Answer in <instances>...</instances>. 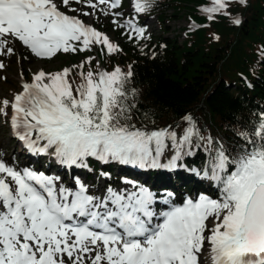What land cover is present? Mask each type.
<instances>
[{"label":"snow or ice","instance_id":"obj_1","mask_svg":"<svg viewBox=\"0 0 264 264\" xmlns=\"http://www.w3.org/2000/svg\"><path fill=\"white\" fill-rule=\"evenodd\" d=\"M106 3L109 11L103 14L112 15L116 28L127 29L122 34L145 39V29L134 20L118 19L123 13L114 10L122 0H87L86 6L95 10ZM233 3L246 5L247 0H212L213 7L203 11L209 20L217 13L231 17ZM60 5L79 12L71 0H60ZM149 6L150 0H135L134 11L142 14ZM232 23L241 20L234 17ZM16 42L47 60L94 46L109 56L122 51L79 15L61 11L57 0H0V56L14 55L10 44ZM93 59L73 65L81 80L75 89L69 81L72 68L41 69L11 100H0V116L7 118L13 136L30 153L51 154L67 168L91 171L89 158L140 169L182 166L178 161L193 155L192 138L204 139L192 117H184L188 127L179 138L168 128L146 131L121 123L135 107L127 103L136 94L126 88L131 66L127 72L119 66L85 72ZM238 135L244 143L235 155L222 144L212 147L208 137L203 171L190 169L211 181L219 197L199 193L182 196L178 203L175 193L161 199L132 180L123 181L125 187L109 184L90 192L79 177L66 186L59 176L0 159V264H85L86 259L91 264H203L206 249L212 264H264V115L251 134ZM166 150L173 154L162 163Z\"/></svg>","mask_w":264,"mask_h":264},{"label":"trees","instance_id":"obj_2","mask_svg":"<svg viewBox=\"0 0 264 264\" xmlns=\"http://www.w3.org/2000/svg\"><path fill=\"white\" fill-rule=\"evenodd\" d=\"M123 1L120 11L126 8ZM209 5L208 0H150L149 8L141 15L144 19L157 17L164 31L162 36L145 34V39H129L122 34L127 31L121 30L114 43L122 49L119 53L109 56L106 50L95 46L91 51L56 55L73 69L69 77L73 89L81 82L73 65L88 57L94 59L91 65L85 64V72L99 71L100 65L103 70L119 66L127 72L131 66L133 76L126 88L129 92L134 89L136 94L129 95L127 103L135 107L129 108L128 119L121 123L146 131L168 128L175 130L179 138L188 127L184 117L190 115L204 138H192L193 155L184 156L178 161L182 166L173 170L140 169L116 162L102 165L89 158L92 170L71 168V177L96 175L112 186L123 183V179L132 180L156 192L161 199L166 192L175 193L174 203L182 196L199 193L219 196L211 181L190 169L203 171L208 137L212 138V147L222 144L235 155L244 143L238 133L251 134L264 115V0H247L246 5L233 3L229 6L231 17L217 13L212 20L201 13ZM168 11H172L173 18L184 13L189 18L191 26L185 30L187 38L182 45L165 34L169 30L165 25ZM234 17L241 20L238 28L232 23ZM139 24H143L142 18ZM207 31L219 39L208 40ZM23 57H28L23 59L26 65L33 63V55L26 48ZM172 154L166 150L161 162L166 163ZM101 173H108L110 178Z\"/></svg>","mask_w":264,"mask_h":264},{"label":"rangeland","instance_id":"obj_3","mask_svg":"<svg viewBox=\"0 0 264 264\" xmlns=\"http://www.w3.org/2000/svg\"><path fill=\"white\" fill-rule=\"evenodd\" d=\"M93 3L96 0H92ZM126 8L123 11L115 9L116 12H121L123 15L118 17V19L123 22L125 20H134L138 21L140 18L139 14L134 11L135 0H124ZM58 6L61 7V11L67 12L69 15H79V18L82 19L86 24H90L95 27L97 30L106 34L112 43H117V32L121 30L127 31V29L116 28L112 24V15L109 14L105 16L103 12L109 11V4L99 5L97 9H92L86 6L87 0H82L81 4H76L74 0H71L72 6L79 9L78 13L69 12L66 8L60 5V0H57ZM83 12L95 13L94 15L83 16ZM208 15V13L201 11ZM144 24L146 31L149 34H152L155 38H158L163 35V29L157 17H151L144 19ZM165 25L170 29V38H178L179 43H183L185 40V29L191 26L189 18L186 13L181 15L179 18L170 17L166 20ZM205 25V24H204ZM204 25H201L202 27ZM240 25L237 26V28ZM212 32L207 31V38L215 39L211 36ZM234 36V33H231V37ZM15 54L13 58L7 57L6 55L0 56V62L4 64V68L0 69V100L2 99H12L14 93L20 92L21 83L26 80L30 82L32 79L33 73L43 69L46 73H55L61 71L64 68H68L67 64L62 63L56 56L50 60L47 59H38L33 56V63L26 65L22 58V54L25 50L19 42H16L14 45ZM95 47V46H94ZM93 47V48H94ZM100 70H103V65H100ZM99 70V71H100ZM28 77V78H27ZM168 143V142H166ZM20 145H16V141L13 139L10 129V123L7 122V118L0 116V159L5 162H10L13 165L21 164V166H26L30 169L36 171H43L49 176H59L60 183L65 184L66 186H71L74 182V177H71V168H67L62 165H58L55 161L54 156L51 154L48 155H34L30 153L27 149L23 150ZM25 168V167H24ZM82 175V174H81ZM78 177V176H75ZM83 182L89 185L90 192H96L98 188L103 189L107 186L104 179L98 178V176L87 177L82 175L79 177ZM113 187L121 188L125 187L123 183L114 184ZM100 194V193H97ZM193 196V195H192ZM219 196H213V198H218ZM181 200V199H180ZM178 200V202H180ZM209 227H211V219L208 221ZM91 255H95L92 253ZM66 258V257H65ZM203 264H210L211 257L209 255V250H204L201 256ZM70 264V262H69ZM85 264H91L89 260L86 259Z\"/></svg>","mask_w":264,"mask_h":264},{"label":"bare ground","instance_id":"obj_4","mask_svg":"<svg viewBox=\"0 0 264 264\" xmlns=\"http://www.w3.org/2000/svg\"><path fill=\"white\" fill-rule=\"evenodd\" d=\"M98 189H100V188H98Z\"/></svg>","mask_w":264,"mask_h":264}]
</instances>
